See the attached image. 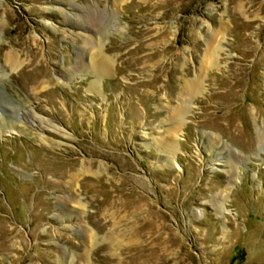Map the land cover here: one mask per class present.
<instances>
[{"label": "rangeland", "instance_id": "1", "mask_svg": "<svg viewBox=\"0 0 264 264\" xmlns=\"http://www.w3.org/2000/svg\"><path fill=\"white\" fill-rule=\"evenodd\" d=\"M0 113V264H264V0H0Z\"/></svg>", "mask_w": 264, "mask_h": 264}, {"label": "bare ground", "instance_id": "2", "mask_svg": "<svg viewBox=\"0 0 264 264\" xmlns=\"http://www.w3.org/2000/svg\"><path fill=\"white\" fill-rule=\"evenodd\" d=\"M208 47H207V49L205 50V53H204V55H203V57H202V65L203 66H206V65H208V64H211V65H213L214 64V60H215V56H214V52H215V50H214V48L212 47V43H211V41H209L208 42V45H207ZM8 61H9V65L10 66H12L13 68L15 67V66H17V62H16V60H15V58L14 59H12L11 57L8 59ZM92 61V60H91ZM91 66L93 67V69H94V71H95V75H102V74H105V73H107V72H109V66H110V61H109V59L106 57V56H104V55H101V56H99L98 58H96L93 62H92V64H91ZM200 82H201V78L200 79H195V80H192V81H189V82H187L186 81V83L185 84H183V91L184 92H187V94L189 95V96H194V95H196V94H198L199 92H200ZM181 92V93H183L184 94V92ZM180 93V94H181ZM188 105V104H187ZM187 105L183 102V103H181V105L176 109V112H175V114H179V116H178V118H176L175 120H173V122H174V126L172 127V128H170V129H168L167 131L169 132V133H174L175 134V136H176V133H177V131L184 125V123H185V119H184V115H185V113H187V111H186V107H187ZM189 106V105H188ZM29 112V111H28ZM34 114V113H33ZM0 117H1V113H0ZM184 119V120H183ZM42 120V119H41ZM13 126V125H12ZM11 126V127H12ZM177 126L179 127V129L176 131V129H177ZM43 127H45V125L44 126H41V128L43 129ZM42 132V131H41ZM44 138V137H43ZM163 143V142H162ZM163 145H167V148L169 149V150H173V151H175L176 149H177V143H176V140L174 141V140H170L168 143H163ZM227 166V165H226ZM224 193H225V191H224Z\"/></svg>", "mask_w": 264, "mask_h": 264}]
</instances>
